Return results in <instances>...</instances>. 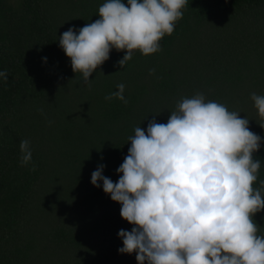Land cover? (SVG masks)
<instances>
[{
	"label": "trees",
	"instance_id": "obj_1",
	"mask_svg": "<svg viewBox=\"0 0 264 264\" xmlns=\"http://www.w3.org/2000/svg\"><path fill=\"white\" fill-rule=\"evenodd\" d=\"M103 3L0 0V70L8 72L0 82V264H136L135 253H118L117 233L132 225L91 174L103 164L116 182L134 128L166 123L182 97L202 92L226 104L264 141L250 99L264 95V0H188L160 52L137 51L121 69L125 53L113 49L89 89L59 37L98 19ZM119 83L127 105L105 99ZM22 139L31 142L34 172L20 166ZM254 156L259 187L264 142ZM253 219L264 235V210Z\"/></svg>",
	"mask_w": 264,
	"mask_h": 264
},
{
	"label": "clouds",
	"instance_id": "obj_2",
	"mask_svg": "<svg viewBox=\"0 0 264 264\" xmlns=\"http://www.w3.org/2000/svg\"><path fill=\"white\" fill-rule=\"evenodd\" d=\"M188 4L104 0L99 18L63 32L59 47L90 89L89 77L113 49L125 53L121 69L137 51L145 57L160 52V41L173 34ZM7 81L8 72L0 70V82ZM125 87L117 84L105 99L127 105ZM250 99L264 129V95L252 92ZM249 122L197 92L182 97L166 123L153 118L146 130L134 128L116 169L119 179L104 176L100 164L90 181L93 187L102 184L104 194L121 206V219L132 225L117 233L119 254L135 253L136 264H264V235L253 219L264 210V180L254 186L261 168L254 154L264 141ZM19 152L20 166L32 164L30 171H36L30 140L19 142Z\"/></svg>",
	"mask_w": 264,
	"mask_h": 264
}]
</instances>
